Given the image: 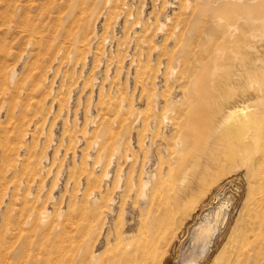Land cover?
<instances>
[{
  "label": "rangeland",
  "instance_id": "1",
  "mask_svg": "<svg viewBox=\"0 0 264 264\" xmlns=\"http://www.w3.org/2000/svg\"><path fill=\"white\" fill-rule=\"evenodd\" d=\"M262 37L264 0H0V264L55 260L73 238L75 257L58 264L89 250L103 258L106 241L156 211L163 228L148 264L199 261L211 239L199 262L209 264L264 196V95L222 123L227 145L208 167L193 166L190 137L213 143L218 105L247 95L215 44L240 54L238 72L254 69ZM218 207L211 236L205 216Z\"/></svg>",
  "mask_w": 264,
  "mask_h": 264
},
{
  "label": "bare ground",
  "instance_id": "2",
  "mask_svg": "<svg viewBox=\"0 0 264 264\" xmlns=\"http://www.w3.org/2000/svg\"><path fill=\"white\" fill-rule=\"evenodd\" d=\"M16 6V5H15ZM224 12V11H223ZM233 20V19H232ZM231 20V21H232ZM229 22V21H228ZM243 24V23H242ZM259 24V22H258ZM249 25V24H248ZM234 26V25H233ZM253 26V25H252ZM251 26V27H252ZM227 28V27H226ZM243 28H247L244 27ZM223 29V28H222ZM230 29V28H229ZM258 29V28H257ZM250 30V29H249ZM226 34H228V31L226 29ZM241 32V31H240ZM256 33L258 31H255ZM261 32V31H260ZM231 33V32H230ZM254 33V32H253ZM259 33V32H258ZM76 34V33H75ZM74 34V35H75ZM225 34V37H227ZM239 34V33H238ZM216 35V34H215ZM220 35V34H217ZM216 35V36H217ZM222 35V33H221ZM215 38H219L217 40L220 41V39L222 37H216ZM213 38V37H212ZM211 38V39H212ZM257 38V37H256ZM224 39V38H223ZM227 39V38H226ZM239 39V38H238ZM264 39L263 37L260 39L262 40ZM190 41V40H189ZM192 41V40H191ZM212 41V40H211ZM218 41V42H219ZM232 41V40H231ZM246 41V40H245ZM216 42V41H215ZM229 42V41H228ZM258 46H262V49H260L259 51L257 50V52H255V56H253L251 58L252 62H254V69L251 68V66L246 65L245 67L242 65H239L242 67V69H238L240 71L238 72H233V67L238 64H235L234 60L239 59L240 58V54L238 55L236 52H234L232 50V48H230L228 45H230L229 43H226V41H222L219 43L215 44L214 49L217 51L218 53V62L219 67L223 70V72L225 71L227 78L231 79L230 82H232V80L237 81L238 79L242 78V81L244 82V85L247 87L246 91H247V95L243 96L242 99H239L238 102H233L232 104L228 105L227 108H224V106H219V119L217 118V121L214 123L213 122V143L208 144L207 140L204 141H197V137L191 139V143L189 144L190 148H193L195 150V148L197 147V152L195 153L194 159H192V163L193 166L196 165L198 168L204 169L206 167H208L209 165H211L212 163H214L215 160H217L218 158V148L217 146H223L224 144H226V140L229 138V134H227L225 128L223 127L222 123L224 124L225 121H227L228 118L232 117H238L239 118H243V116L241 115L244 111H246L248 108L251 107V101L252 99H257L258 96L260 95H264V41L260 42L258 41ZM232 44V43H231ZM204 45V44H203ZM201 44V46H203ZM206 45V44H205ZM213 46V45H212ZM238 46H242V53L243 51L245 52V49L248 48V44H240ZM205 47V46H204ZM231 47H233V49H235L234 47V43L231 45ZM210 49V48H209ZM257 49V48H256ZM259 49V48H258ZM197 50V49H195ZM239 50V49H238ZM240 52V50H239ZM252 52V53H254ZM216 53V52H215ZM241 53V52H240ZM246 53V52H245ZM211 55V54H210ZM214 55V54H213ZM246 57V55H245ZM181 59V58H180ZM250 60V61H251ZM239 61V60H238ZM241 62V61H240ZM246 62V61H245ZM258 62V63H257ZM216 63V62H215ZM238 63V62H237ZM257 63V64H256ZM172 65V64H171ZM213 65V64H212ZM195 66V65H194ZM216 66V65H215ZM212 67V66H211ZM210 67V68H211ZM218 68V66L216 67ZM212 69V68H211ZM187 70V69H186ZM194 70V69H193ZM196 70V69H195ZM213 70V69H212ZM211 70V71H212ZM218 70V69H217ZM209 71V70H208ZM222 72V73H223ZM263 74H262V73ZM209 73V72H208ZM201 74V73H200ZM206 74V73H205ZM146 75V74H145ZM216 75V74H215ZM161 76V75H160ZM200 77V76H199ZM212 77V75H211ZM210 77V78H211ZM209 78V77H208ZM225 78V77H224ZM223 78V79H224ZM226 79V78H225ZM215 80V79H214ZM213 80V82H214ZM218 80V79H216ZM221 80V79H219ZM241 80V79H240ZM227 82L228 80H224V82ZM223 82V83H224ZM225 82V83H226ZM239 83H241L240 81H238ZM236 82V83H238ZM218 83H220L218 81ZM229 82H227L228 84ZM259 83L260 85V93H249L250 87L254 88V84ZM186 84V83H185ZM210 84V83H209ZM216 84V82H215ZM242 84V83H241ZM173 85V84H172ZM207 85V84H205ZM213 85V83L211 84V86ZM222 85V84H219ZM257 85V84H256ZM208 86V85H207ZM210 86V85H209ZM215 86V85H214ZM221 86H218V84L215 86V88L213 87L212 90H216L219 89ZM223 87H225L223 85ZM258 87V86H257ZM205 88V87H204ZM203 88V89H204ZM207 88V87H206ZM11 89V88H10ZM223 89V88H222ZM226 89V87H225ZM208 90L209 87H208ZM224 90V89H223ZM255 90V88L253 89ZM205 91V90H204ZM203 91V92H204ZM186 92V91H185ZM198 92V91H197ZM220 92V91H219ZM193 93V92H192ZM216 93V92H215ZM168 94V93H167ZM209 94H213V92L209 93ZM246 94V93H245ZM142 95V94H141ZM193 95V94H192ZM216 95V94H215ZM218 95V94H217ZM191 96V95H190ZM212 97V95H211ZM172 98V97H171ZM213 98V97H212ZM211 98V99H212ZM227 98V97H226ZM236 98V97H235ZM239 98V97H238ZM178 99V98H177ZM214 99V98H213ZM220 99V98H217ZM216 99V100H217ZM232 99V98H231ZM207 100H210L207 99ZM206 100V101H207ZM236 100V99H235ZM191 101V100H190ZM205 101V102H206ZM215 101V100H214ZM217 102V101H216ZM227 102V101H226ZM231 103V102H230ZM213 104V101H212ZM218 104V103H217ZM216 104V105H217ZM191 105V104H190ZM215 105V102H214ZM223 105V104H222ZM167 106V104H166ZM170 106V104H169ZM165 107V106H164ZM191 107V106H190ZM207 107V106H206ZM213 107V106H212ZM97 108V107H96ZM179 108V107H178ZM195 108V107H194ZM203 108V107H201ZM200 108V109H201ZM214 108V107H213ZM217 108V107H216ZM176 109V108H175ZM172 110V109H171ZM174 110V109H173ZM172 110V111H173ZM192 110V109H191ZM218 110V109H217ZM176 111V110H175ZM178 111V110H177ZM182 111V110H181ZM193 111V110H192ZM184 112V111H183ZM213 112V111H212ZM172 113V112H171ZM177 113V112H176ZM179 113H180V109H179ZM182 113V112H181ZM185 113V112H184ZM183 113V116H184ZM208 113V112H207ZM218 113V112H217ZM188 114V113H186ZM209 114V113H208ZM159 115V114H158ZM171 115V114H170ZM174 114H172L170 116V118L172 119ZM180 115V114H179ZM182 116V115H181ZM186 116V115H185ZM189 116V120H193L190 119V117L192 116L191 114L188 115ZM187 116V117H188ZM217 116V115H216ZM110 117V116H109ZM159 117V116H158ZM176 118L178 116H175ZM173 117V118H175ZM157 118V117H156ZM193 118V117H192ZM213 119V118H212ZM195 120V119H194ZM215 120V119H214ZM174 121V120H173ZM181 121V120H180ZM201 121V120H200ZM171 122V121H170ZM176 124L178 122L174 121ZM194 123L196 122L193 121ZM173 123V122H172ZM184 123V121H183ZM186 123V122H185ZM192 123V122H191ZM199 123V122H198ZM197 123V124H198ZM180 124V123H179ZM179 124L176 126V129L178 128L180 130V126ZM182 124V122H181ZM202 124V123H201ZM187 126L190 124H186ZM191 125H195V124H191ZM190 125V126H191ZM188 126V127H190ZM202 126V125H201ZM205 126V125H204ZM209 126V125H207ZM226 126V125H225ZM230 126V125H229ZM185 130L188 129L186 128V126H184ZM183 128V127H182ZM192 128V127H191ZM202 128V127H201ZM231 128H233L231 126ZM240 128V127H239ZM207 129V128H206ZM209 129V128H208ZM246 129V128H245ZM182 130V129H181ZM182 130V131H185ZM205 130V128H204ZM211 130V128H210ZM188 132V131H186ZM246 132V131H244ZM115 133V132H114ZM182 133V132H181ZM191 133V131L189 132ZM201 133H203L201 131ZM205 134V133H204ZM187 136V135H186ZM194 136V135H193ZM206 136V135H205ZM204 137V136H203ZM211 137V136H210ZM81 139V138H79ZM187 139V138H186ZM202 139V138H201ZM204 139V138H203ZM235 139V138H234ZM205 140V139H204ZM231 141V140H230ZM246 141V140H245ZM244 141V142H245ZM159 142V141H158ZM229 142V141H228ZM247 142V141H246ZM180 143V142H179ZM178 143V144H179ZM182 143V142H181ZM251 143V142H249ZM248 143V144H249ZM155 144V143H154ZM177 144V143H176ZM99 145V144H98ZM227 145V144H226ZM252 145V144H251ZM180 146V144H179ZM165 147V146H164ZM167 147V146H166ZM169 147V146H168ZM188 147V148H189ZM183 148V147H182ZM232 148V147H231ZM253 148V146H252ZM240 149V148H239ZM257 150V148H255ZM254 149V150H255ZM175 150V149H174ZM243 150V149H241ZM246 150V149H245ZM259 150V149H258ZM23 151V150H22ZM173 151V150H172ZM240 151V150H239ZM247 151V150H246ZM175 152V151H174ZM193 152V151H192ZM242 152V151H241ZM245 152V151H244ZM259 152V151H258ZM257 152V154H258ZM262 152V151H261ZM12 153V152H10ZM182 153V152H180ZM194 153V152H193ZM236 153V152H235ZM93 154V153H92ZM218 154V155H217ZM262 153V158L263 157ZM180 155V154H179ZM182 155V154H181ZM233 155V154H231ZM246 155V154H245ZM250 155V153H249ZM254 155V154H253ZM252 155V156H253ZM177 156V155H176ZM192 156V155H191ZM256 156V155H255ZM259 157V155H257ZM10 157V156H9ZM223 157V156H222ZM251 157V156H250ZM249 157V158H250ZM257 157V158H258ZM122 158V157H121ZM120 158V159H121ZM172 158V157H171ZM187 158V157H186ZM225 158V157H224ZM256 158V157H255ZM256 158V159H257ZM261 158V157H260ZM21 159V158H20ZM178 159V157H177ZM179 161V160H177ZM189 161V160H188ZM254 161V160H253ZM250 162V161H249ZM179 163V162H178ZM188 163V162H187ZM186 163V164H187ZM252 163V161L250 162ZM177 164V162H176ZM181 164V163H180ZM253 164V163H252ZM251 164V165H252ZM254 165V164H253ZM262 165V163H261ZM259 165V166H261ZM38 167V166H37ZM255 167V166H254ZM264 167V166H262ZM249 168V167H248ZM253 168V167H252ZM182 169V168H181ZM251 169V168H250ZM260 169V168H259ZM184 170V169H183ZM194 170V169H193ZM262 170V168H261ZM255 171V170H254ZM263 171V170H262ZM184 171H182L183 173ZM191 172V171H190ZM196 171H192V175L193 173ZM256 172V171H255ZM41 173V172H40ZM181 173V172H180ZM187 173V172H186ZM199 173V172H198ZM254 173V172H252ZM261 173V172H259ZM263 173V172H262ZM256 175V173H254ZM253 174V175H254ZM200 175V174H199ZM258 175V174H257ZM260 176V175H259ZM23 177V176H22ZM199 177V176H198ZM256 177V176H255ZM187 178V177H186ZM185 178V179H186ZM259 178V177H258ZM193 179V178H192ZM261 179H263L261 177ZM257 180V179H256ZM148 183V182H147ZM152 185V181L150 182ZM150 183L146 184V182H144L143 185V190L144 192L142 193L143 195H145V193H148L150 196L152 194V190L153 187L150 185ZM21 185V184H20ZM260 185V184H259ZM122 186V185H121ZM117 187V186H116ZM263 187V186H262ZM81 188V187H80ZM259 188V186H258ZM30 189V188H29ZM256 189V188H255ZM31 190V189H30ZM257 190V189H256ZM264 191V189H263ZM66 193V192H65ZM91 193V192H90ZM257 194V193H256ZM260 194V193H259ZM259 194L256 196L255 200L253 201L252 205L248 207V209L246 210L245 214L242 215L243 217H241V223L239 224L238 227H236V229L232 230V232L228 235L227 240L222 244V246L219 248V250L214 254V256L212 257L211 261L209 262V264H264V196ZM262 194V193H261ZM148 195V196H149ZM254 195V194H253ZM252 196V193H251ZM251 198V197H249ZM89 199V198H88ZM151 200V199H150ZM251 200V199H250ZM249 203V202H248ZM150 204H152V202H149L148 207H150ZM246 206V205H245ZM164 207V206H163ZM162 207V209H163ZM2 208V207H1ZM246 208V207H245ZM151 209V208H150ZM166 209V207H165ZM168 209V208H167ZM220 208L218 207V211H216L214 213V217L213 219L209 218L208 216H205L206 222L208 227H212L211 229V236L214 235V233L216 232V230H218L217 227V219L219 218V214H220ZM222 209V208H221ZM169 210V209H168ZM166 210V211H168ZM60 211V210H59ZM106 211V210H105ZM151 211V210H150ZM154 211V210H153ZM159 211V208H158ZM163 212V211H162ZM151 216L147 217L146 219L148 220H142L139 218V224L138 227L135 229V232H123L121 234H116L113 238L112 241L108 240L106 241L105 245H104V250L106 252L105 256L103 258H100L99 256H97L96 252L95 254L90 253L91 250H89L87 253L85 254H81L78 256L77 260H75V262L73 261V257H69L70 259H72L70 262V264H148V262L150 261V259L153 257V250H154V246H155V239L157 236L158 231H161L163 226H161V217L159 215H156V213L151 212ZM224 213V212H223ZM243 213V212H242ZM11 214V213H10ZM108 214V213H107ZM150 214V213H149ZM222 214V213H221ZM220 214V215H221ZM141 212L139 214V216L141 217ZM161 215V214H160ZM40 216V215H39ZM163 216V213L162 215ZM223 216V215H221ZM223 218V217H222ZM5 221V220H4ZM223 221V220H222ZM163 222V221H162ZM239 222V221H238ZM8 223V222H7ZM164 224V222H163ZM160 226L162 228H160ZM165 226V225H164ZM135 228V227H134ZM161 230H160V229ZM134 236H136V239H134ZM75 237V236H73ZM67 238V235H66ZM103 238V237H102ZM109 238V237H108ZM69 239V238H68ZM70 239H72V236H70ZM75 240V238H73ZM64 241H67L65 239H63ZM74 240H72V242H74ZM78 240V239H77ZM75 240V241H77ZM70 243L69 244V249L68 251L71 250V252H69V256L73 255L75 251H73L75 249V247H77V245L75 242L72 244V242L70 240H68ZM111 241V242H110ZM62 243V241H61ZM211 243V239H209V241L207 242V244L203 247L201 256L199 261H188L184 264H199L200 260L203 258L205 251L208 249L209 245ZM71 244V245H70ZM109 244H111V247H109ZM63 245V243H62ZM60 245V247L62 246ZM73 245V247H72ZM37 246V245H36ZM59 246V245H58ZM64 246V245H63ZM62 246V247H63ZM66 246H68L66 244ZM56 248V249H60ZM73 250H72V248ZM65 248V247H64ZM57 250V251H58ZM65 250V249H64ZM62 250V251H64ZM76 250V249H75ZM55 251V250H54ZM53 251V252H54ZM60 251V250H59ZM59 251L56 253V255H59ZM60 251V252H62ZM67 251V253H68ZM87 251V250H86ZM50 252V251H48ZM51 252V253H53ZM66 253V252H65ZM66 253V254H67ZM71 253V254H70ZM48 254V253H46ZM61 254V253H60ZM66 254H61V257H57V259H55L56 261L60 259L63 260V258H65ZM51 255V254H50ZM54 255V254H53ZM47 255H45L44 257H46ZM52 256V255H51ZM50 257V256H49ZM47 258L51 260L50 258ZM75 257V256H74ZM55 258V257H54ZM59 258V259H58ZM68 259V258H65ZM69 259V260H70ZM47 260L44 259L42 264H47ZM54 259L52 258L51 261H53ZM54 260V261H55ZM50 261V262H51ZM56 264L60 263V262H56ZM68 261V260H67ZM48 262L49 264H53ZM65 264H68L66 261H64ZM63 262V263H64Z\"/></svg>",
  "mask_w": 264,
  "mask_h": 264
}]
</instances>
